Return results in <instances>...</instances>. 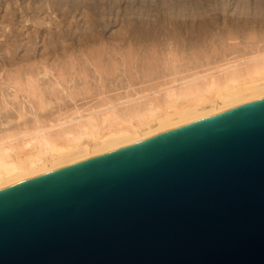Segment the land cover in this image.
Returning a JSON list of instances; mask_svg holds the SVG:
<instances>
[{
	"label": "water",
	"instance_id": "obj_1",
	"mask_svg": "<svg viewBox=\"0 0 264 264\" xmlns=\"http://www.w3.org/2000/svg\"><path fill=\"white\" fill-rule=\"evenodd\" d=\"M0 264H264V97L0 188Z\"/></svg>",
	"mask_w": 264,
	"mask_h": 264
},
{
	"label": "rangeland",
	"instance_id": "obj_2",
	"mask_svg": "<svg viewBox=\"0 0 264 264\" xmlns=\"http://www.w3.org/2000/svg\"><path fill=\"white\" fill-rule=\"evenodd\" d=\"M261 68L264 0H0V152L87 141Z\"/></svg>",
	"mask_w": 264,
	"mask_h": 264
},
{
	"label": "bare ground",
	"instance_id": "obj_3",
	"mask_svg": "<svg viewBox=\"0 0 264 264\" xmlns=\"http://www.w3.org/2000/svg\"><path fill=\"white\" fill-rule=\"evenodd\" d=\"M255 70L257 71L253 73L242 74L243 77L242 72L236 71L232 74L230 72V75L225 76L226 82H223L225 83V85L222 84L223 88L217 87L215 80L213 81L216 85L212 81L209 82L211 84L210 86L208 84L209 89L208 86L207 90L205 89L209 96L194 89H192L194 91L186 92L187 94L183 93L184 95L171 93L170 103L165 110L151 109L146 117H137V122L133 119L128 125L110 128L105 133L98 132L91 135V139L87 141H84L82 136L68 137L59 144H33V140L26 144L29 149L25 151L12 153L2 150L0 152V188L263 98L264 69Z\"/></svg>",
	"mask_w": 264,
	"mask_h": 264
}]
</instances>
